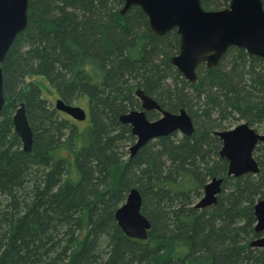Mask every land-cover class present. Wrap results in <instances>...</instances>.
<instances>
[{"label":"trees","instance_id":"16d2710c","mask_svg":"<svg viewBox=\"0 0 264 264\" xmlns=\"http://www.w3.org/2000/svg\"><path fill=\"white\" fill-rule=\"evenodd\" d=\"M121 6L28 0L26 28L0 63V264H264V249L249 245L260 236L253 204L264 198V143L253 152L259 172L233 178L213 133L236 122L264 132V59L229 47L191 83L169 62L175 30L158 36L138 7L120 14ZM137 89L161 109H185L194 132L130 157L135 137L119 116L139 108ZM49 97L85 102L84 125ZM20 102L33 133L28 152L12 125ZM212 177H223L216 203L195 208ZM133 187L150 222L146 240L126 236L114 218Z\"/></svg>","mask_w":264,"mask_h":264},{"label":"water","instance_id":"95a60500","mask_svg":"<svg viewBox=\"0 0 264 264\" xmlns=\"http://www.w3.org/2000/svg\"><path fill=\"white\" fill-rule=\"evenodd\" d=\"M138 7L146 16L150 30L158 35L175 30L179 36L178 52L169 58L170 64L194 83L200 64L214 68L229 47L244 49L264 59V8L262 0H229L221 9H204L200 0H122L120 14L130 7ZM28 0H0V63L18 34L27 25ZM140 109L119 116L128 124L134 142L129 146V156L160 137L173 133L189 136L194 132L192 118L185 109L170 112L161 109L152 97L141 89L135 91ZM3 76L0 67V111L4 106ZM55 110L77 122L87 118V112L78 105L67 104L62 99L54 101ZM147 111H157L160 116L150 120ZM13 130L21 143V150L31 149L33 133L20 102L12 115ZM221 145L218 155L227 161L226 176L237 178L244 174H257L259 166L253 151L264 143V132L241 122L231 128L215 130ZM223 177H212L203 186L202 195L194 204L197 209L214 205L221 191ZM141 195L131 188L124 202L117 207L114 218L121 231L130 238L146 240L150 229L148 218L141 213ZM254 231L260 236L250 246L264 249V198L253 204Z\"/></svg>","mask_w":264,"mask_h":264},{"label":"rangeland","instance_id":"374dc122","mask_svg":"<svg viewBox=\"0 0 264 264\" xmlns=\"http://www.w3.org/2000/svg\"><path fill=\"white\" fill-rule=\"evenodd\" d=\"M46 97L48 98V95L46 94ZM55 97L54 98H51V97H49V102L51 103V105L53 106L54 105V101H55ZM75 105H78V106H80L81 108H83L86 112L88 111V108H87V105L85 104V102H83V103H79V104H75ZM160 116V114L158 113V116L156 117V118H158ZM239 123H241V122H236L235 124H233L231 127H233V126H235V125H237V124H239ZM81 125H84V122H82V123H80ZM80 125V126H81ZM230 127V128H231ZM255 129H257V130H259L260 132L261 131H263L262 129H259V128H257V127H254ZM196 203V202H195Z\"/></svg>","mask_w":264,"mask_h":264},{"label":"flooded vegetation","instance_id":"af4514ba","mask_svg":"<svg viewBox=\"0 0 264 264\" xmlns=\"http://www.w3.org/2000/svg\"><path fill=\"white\" fill-rule=\"evenodd\" d=\"M139 101V100H138ZM140 103V102H139ZM137 109H140V105H139V108H137ZM134 110H136V109H134ZM164 110V109H163ZM166 111H168V110H166ZM149 113H152L153 115L151 116L152 118L150 119V120H153V119H156V117L158 116V112L157 111H147L146 112V117H147V114H149ZM228 128H230V127H228ZM227 129V128H226ZM174 134V133H173ZM176 134H179V133H176ZM220 141V140H219ZM221 143V142H220ZM254 152V151H253ZM253 156H254V154H253ZM255 158V157H254Z\"/></svg>","mask_w":264,"mask_h":264}]
</instances>
